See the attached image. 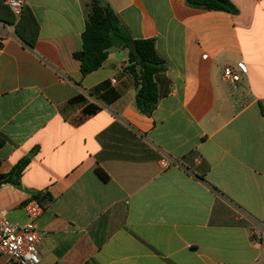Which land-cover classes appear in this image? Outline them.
Wrapping results in <instances>:
<instances>
[{
	"label": "crops",
	"instance_id": "1",
	"mask_svg": "<svg viewBox=\"0 0 264 264\" xmlns=\"http://www.w3.org/2000/svg\"><path fill=\"white\" fill-rule=\"evenodd\" d=\"M105 1L155 39L157 108L140 110L118 41L83 75L90 0H26L33 46L0 22V211L24 224L43 198L40 264H264V0ZM24 159L20 185L3 182Z\"/></svg>",
	"mask_w": 264,
	"mask_h": 264
},
{
	"label": "trees",
	"instance_id": "2",
	"mask_svg": "<svg viewBox=\"0 0 264 264\" xmlns=\"http://www.w3.org/2000/svg\"><path fill=\"white\" fill-rule=\"evenodd\" d=\"M0 0V22L15 24L16 33L29 45L33 46L38 34L39 25L31 9L26 5L21 17L16 20L15 15L5 3ZM188 6L202 10H221L235 12L231 0H186ZM90 11L87 13L85 30L82 34V49L75 52V57L81 63L83 75L99 69L107 59L109 49L118 41L128 50V65L126 70L133 77L138 86L137 104L140 110L152 116L159 101V90L155 76L166 69L165 60L158 54L155 39L133 38L110 4L105 0H90ZM33 39L30 42L28 39ZM263 112L264 105L260 103ZM4 141L0 138V149ZM29 163L24 159L14 166L3 182L20 185V178ZM1 164V159H0ZM103 179L105 173L99 170ZM36 198L43 204V198Z\"/></svg>",
	"mask_w": 264,
	"mask_h": 264
},
{
	"label": "built area",
	"instance_id": "3",
	"mask_svg": "<svg viewBox=\"0 0 264 264\" xmlns=\"http://www.w3.org/2000/svg\"><path fill=\"white\" fill-rule=\"evenodd\" d=\"M6 4L18 19L27 5L26 0H6ZM239 69L244 75L248 73L245 64H240ZM223 76L232 84L241 80V75L232 67H226ZM24 210V224L12 222L7 212L0 211V255L8 256L12 264H40L38 244L41 234L36 230L35 220L43 213L44 205L32 197Z\"/></svg>",
	"mask_w": 264,
	"mask_h": 264
},
{
	"label": "rangeland",
	"instance_id": "4",
	"mask_svg": "<svg viewBox=\"0 0 264 264\" xmlns=\"http://www.w3.org/2000/svg\"><path fill=\"white\" fill-rule=\"evenodd\" d=\"M88 11H90V7H89Z\"/></svg>",
	"mask_w": 264,
	"mask_h": 264
}]
</instances>
